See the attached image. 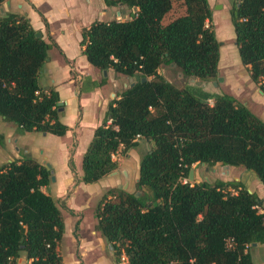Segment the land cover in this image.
Masks as SVG:
<instances>
[{"label": "trees", "instance_id": "obj_1", "mask_svg": "<svg viewBox=\"0 0 264 264\" xmlns=\"http://www.w3.org/2000/svg\"><path fill=\"white\" fill-rule=\"evenodd\" d=\"M104 1L123 6L128 17L82 28V52L99 70L112 68L134 82L110 100L94 129L81 181L117 169L112 156L138 139L148 143L136 190L108 188L95 208L115 262L123 253L126 264H252L248 248L264 243V201L241 181L180 179L189 178L194 163L221 164L254 171L264 186V120L229 93L178 86L159 72L217 76L220 42L208 0H179L184 13L166 24L174 0ZM229 13L241 63L264 93V0H237ZM36 32L25 15L0 17V115L22 131L62 136L68 126L59 119L58 93L38 83L55 43ZM49 180V170L31 158L0 165V264H18L22 254L27 264H64V218L41 189Z\"/></svg>", "mask_w": 264, "mask_h": 264}, {"label": "crops", "instance_id": "obj_2", "mask_svg": "<svg viewBox=\"0 0 264 264\" xmlns=\"http://www.w3.org/2000/svg\"><path fill=\"white\" fill-rule=\"evenodd\" d=\"M235 1L208 0L211 23L220 42L218 74L207 85L203 82L201 88L210 94L226 92L233 95L264 120V93L236 56L238 48L229 13ZM184 11L183 5L178 13L171 9L164 15L162 23H168ZM9 12L28 17L33 29L40 32L44 40L55 43L48 51L38 83L43 90L52 88L58 93V102H61L58 104L59 119L68 130L62 136L22 131L0 115V165L31 158L49 170L50 180L41 189L57 201L64 218L63 237L58 245L64 264H119L113 260L110 244L96 227L95 208L108 188L125 189L126 186L127 191H135L132 188L139 179L140 155L148 143L138 139L135 147L124 152L119 150L112 156L118 162L117 169L96 182L81 181L82 157L94 129L105 117L110 100L118 98L121 90L133 84L134 77L116 73L112 68L104 74L88 62L80 41L82 28L94 20H123L128 14L123 6H108L104 0H5L0 4V17ZM231 59L232 65L229 64ZM159 70L171 81L169 70ZM217 77L222 81L214 84ZM208 102L212 104L213 98ZM200 168L209 171L205 164L194 163V182L201 181ZM225 169L233 176L217 179L241 181L247 190L255 192L264 201V186L254 171L242 166ZM203 179L209 178L203 175ZM248 252L252 264H264V243L251 245ZM30 260L22 254L17 262L27 264Z\"/></svg>", "mask_w": 264, "mask_h": 264}, {"label": "rangeland", "instance_id": "obj_3", "mask_svg": "<svg viewBox=\"0 0 264 264\" xmlns=\"http://www.w3.org/2000/svg\"><path fill=\"white\" fill-rule=\"evenodd\" d=\"M182 2L181 1H179V0H174L173 1V5H172V11H173V13H178V12H180V9H181V7H182ZM233 30V29H232ZM236 56H237V59L239 60V55H238V51L236 50ZM229 64H234L233 63V61H232V59H231V61L229 62ZM165 70L166 71H168L169 69L166 67L165 68ZM169 77H170V79H171V81L173 82V83H175L176 85H178V86H182L183 84H186V83H188V82H191V83H193L194 85H196V86H200V87H202L203 86V82L207 85L208 83H209V81H204V80H201V79H198V80H194V81H190L189 80V78H184V77H182L181 75H178L177 74V72L175 71V70H169ZM215 166V168H210V169H212V171L209 169V171L208 172H205L204 170H203V168L201 169L200 168V171H201V173H202V177H201V179L200 180H203V175L204 176H207L209 179V181H214V180H216L217 178H224V179H228V178H230V177H232L233 175H232V173H229L228 171H227V169H225V168H223L222 166L223 165H221V164H216V165H214ZM191 183H194V180L192 179L191 180ZM133 190H136V187L134 186L133 188H132ZM126 190H128L127 188H126ZM111 252H112V258H113V260L115 261V258H116V256L114 255V252H113V250H111ZM119 262H120V260H119Z\"/></svg>", "mask_w": 264, "mask_h": 264}, {"label": "water", "instance_id": "obj_4", "mask_svg": "<svg viewBox=\"0 0 264 264\" xmlns=\"http://www.w3.org/2000/svg\"><path fill=\"white\" fill-rule=\"evenodd\" d=\"M36 35L39 36L40 35V32H36ZM104 71V74H106V70H103ZM145 78L143 77L142 80H144ZM190 81H194V78H190ZM217 81H222V78L221 77H217L216 78V81H214L213 83L214 84H217ZM61 102H58V104H60ZM154 145V143H153ZM202 165H204V163H201ZM227 166L224 165V168H226ZM193 173H194V170L193 169H190L189 171V180H192L193 179ZM208 181V179H207ZM125 189H126V186H125ZM250 191V190H249ZM256 243H253L252 245H255Z\"/></svg>", "mask_w": 264, "mask_h": 264}, {"label": "built area", "instance_id": "obj_5", "mask_svg": "<svg viewBox=\"0 0 264 264\" xmlns=\"http://www.w3.org/2000/svg\"><path fill=\"white\" fill-rule=\"evenodd\" d=\"M180 181L182 182V183H187V182H190L191 183V180H189V178H186V177H182L181 179H180ZM227 246L228 247H231L232 246V241H231V239H229V240H227ZM127 263V257H126V255L125 254H121V256H120V262H119V264H126Z\"/></svg>", "mask_w": 264, "mask_h": 264}]
</instances>
